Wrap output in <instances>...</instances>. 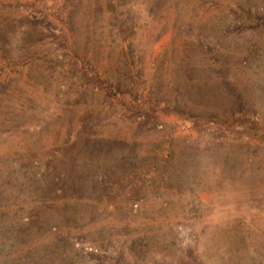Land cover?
<instances>
[{"label":"rangeland","instance_id":"obj_1","mask_svg":"<svg viewBox=\"0 0 264 264\" xmlns=\"http://www.w3.org/2000/svg\"><path fill=\"white\" fill-rule=\"evenodd\" d=\"M0 264H264V0H0Z\"/></svg>","mask_w":264,"mask_h":264},{"label":"trees","instance_id":"obj_2","mask_svg":"<svg viewBox=\"0 0 264 264\" xmlns=\"http://www.w3.org/2000/svg\"><path fill=\"white\" fill-rule=\"evenodd\" d=\"M67 51L69 53V56L71 57V59L73 58L74 60L78 61L77 59H75L76 53L74 51V46L72 45V43H67ZM77 64V62H76ZM74 70H78V71H83L84 77L88 76L90 77L92 80H94V82L98 85V87L104 92V97L106 99H110L112 96L116 97L117 100H120L122 102V104L124 105V107L126 109H130L133 111H136L138 109H140L141 106L145 105L144 100L142 99V96L140 95H136L135 97L129 95L128 93L125 92H119L118 90H116V88L112 85H109L107 83V81L105 80L104 76L102 74H98L97 72H95L91 67L86 66L83 63H79V65H75V69ZM209 118V117H206ZM211 119V118H210Z\"/></svg>","mask_w":264,"mask_h":264}]
</instances>
